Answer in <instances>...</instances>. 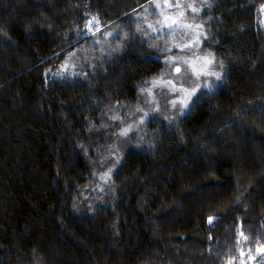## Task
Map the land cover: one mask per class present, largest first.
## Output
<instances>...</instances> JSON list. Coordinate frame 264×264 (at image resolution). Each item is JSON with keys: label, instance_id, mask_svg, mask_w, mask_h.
<instances>
[{"label": "trees", "instance_id": "16d2710c", "mask_svg": "<svg viewBox=\"0 0 264 264\" xmlns=\"http://www.w3.org/2000/svg\"><path fill=\"white\" fill-rule=\"evenodd\" d=\"M151 1L0 0V264H264V0H214L223 82L114 160L118 105L162 66L134 27ZM92 16L110 57L52 78Z\"/></svg>", "mask_w": 264, "mask_h": 264}, {"label": "rangeland", "instance_id": "374dc122", "mask_svg": "<svg viewBox=\"0 0 264 264\" xmlns=\"http://www.w3.org/2000/svg\"><path fill=\"white\" fill-rule=\"evenodd\" d=\"M213 4L214 0H153L133 16L138 24L134 26L135 32L152 44L150 57L158 59L162 66L157 74L139 85L133 104L129 107L118 105L120 125L117 140L112 145L117 148V153L111 157L114 160L123 144L141 138L150 120L157 117L170 122L179 120L194 102L223 82L221 62L211 50L202 46ZM261 15L264 24V7ZM115 28L109 26L103 30L97 17H90L88 32L94 30L95 35L89 47L72 51L62 69L54 71L51 77L82 79L83 75L78 73L82 63L110 57V46L117 44L118 30ZM193 89L195 94L188 97ZM107 177V172L99 174L100 184H105Z\"/></svg>", "mask_w": 264, "mask_h": 264}, {"label": "snow or ice", "instance_id": "6c2138e0", "mask_svg": "<svg viewBox=\"0 0 264 264\" xmlns=\"http://www.w3.org/2000/svg\"><path fill=\"white\" fill-rule=\"evenodd\" d=\"M179 71H180V70L177 69V72H179ZM195 91H196V90L193 89L192 92L188 93V97H191L192 95H194V94H195ZM185 106H187V105L185 104ZM212 219H213V218H211V217L209 218V223L212 222Z\"/></svg>", "mask_w": 264, "mask_h": 264}]
</instances>
